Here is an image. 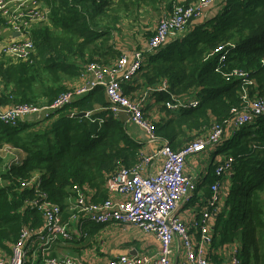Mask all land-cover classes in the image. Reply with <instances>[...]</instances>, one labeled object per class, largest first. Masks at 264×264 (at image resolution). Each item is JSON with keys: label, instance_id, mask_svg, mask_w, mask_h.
<instances>
[{"label": "trees", "instance_id": "16d2710c", "mask_svg": "<svg viewBox=\"0 0 264 264\" xmlns=\"http://www.w3.org/2000/svg\"><path fill=\"white\" fill-rule=\"evenodd\" d=\"M40 1L48 7L50 26L32 28L35 51L31 60L12 61L0 55L2 110L20 103L38 104L42 98L54 102L66 91L63 79L76 78L83 65L95 62L86 55L98 50L96 43L112 40L115 29L99 16L106 15L105 10L117 0ZM134 1L140 6H156L170 0ZM224 5L215 18L201 21L193 30L191 23L182 38L147 55L149 67L144 77L148 86L168 81V101L188 98L192 92L200 96L196 108L155 126L157 135L175 150L208 136L215 126L224 127L226 135L232 128L233 110H244L241 81L227 80L215 71L218 55L207 58L218 46H226L230 52L227 71L249 73L253 81L248 86L250 98L258 89L264 97V0H225ZM116 20L114 17L113 24ZM0 22L8 27L1 16ZM87 108L82 100L76 101L46 118L52 123L46 129H38L39 122L28 119L15 127L0 123V150L9 147L24 154L20 163L10 165L11 160L0 172V250L6 257H12L24 231L37 232L45 226L44 213L39 210L42 204L61 207L64 223L71 225L70 199L76 196L75 186L101 189L118 161L130 165L137 159L138 142L124 124L109 114L99 128L96 120L103 114L93 116ZM82 112L90 116H71ZM175 142L185 144L176 149ZM222 147L231 150L234 169L225 209L216 217L215 240L230 244L242 234L240 258L245 264H264V117L232 131ZM36 175L42 179L39 190L21 187Z\"/></svg>", "mask_w": 264, "mask_h": 264}, {"label": "built area", "instance_id": "2783aa9c", "mask_svg": "<svg viewBox=\"0 0 264 264\" xmlns=\"http://www.w3.org/2000/svg\"><path fill=\"white\" fill-rule=\"evenodd\" d=\"M225 0H184L174 3L172 10L163 15L159 20L152 37L144 49L132 53V59L123 55L117 62L109 67L100 62L83 65L85 74L94 75V81H88L86 85L73 91L61 93L52 103L19 104L9 108V112L0 111V123L17 126L21 121L27 120L34 115L41 114L43 119L55 115L59 110L85 98L97 87H103L110 100L109 111L113 114L127 113L131 122L144 129L150 139H157L154 123L148 122L143 111L144 99L137 101L126 95L123 89L125 83L140 74L146 66V58L170 40L177 39L187 30L192 21L209 18L213 8L221 6L224 9ZM40 0H0V16L7 23L11 33L20 34L19 37L8 40L0 39V55L8 60L29 61L35 51V44L31 39L32 28L38 23L42 24L49 15L48 7ZM218 12V13H219ZM210 18H213L212 16ZM226 46H218L213 49L207 58L219 56L215 71L223 75L227 80H240L243 85L242 112L233 110V116L229 123L232 130L253 124L256 119L264 117V98H250L248 86L253 85L247 71L233 69L227 71L226 62L229 59V51ZM233 48V46H232ZM147 53V54H146ZM85 75H83L84 77ZM168 82L154 87V91L168 92ZM199 101L188 97L173 99L167 103V108L172 110H189L196 108ZM89 117L90 114L87 113ZM225 138V129L215 126L212 133L204 139H197L180 150L170 147L167 142L157 154L149 156L145 162L150 163L154 156L164 157L165 162L156 176H143L137 169L121 168L110 180L109 186L114 193H120L126 197L123 201L113 202L106 200L102 203L93 204L80 187L75 186V202L72 203L71 212L73 224L63 221L61 207L47 203L38 206L45 216V226L42 230L34 232L27 229L21 240L16 243L11 258L0 259V264H81L74 259L65 257L62 260L51 258L54 249L61 241L80 242L86 238L85 226L87 223L95 225L124 224L125 226H137L143 231L154 235L161 244V252L156 264H171L170 257L173 253L174 240L182 242L185 252V264H215L208 258L206 248L213 244L211 235L212 219L223 212L222 181L232 175L234 159L228 156L220 162L215 169V180L210 186V196L205 200L206 211L199 220L193 221L188 226L177 218L176 212L182 202L189 201L196 183L186 175V164L194 154L201 153L209 147L221 146ZM15 152V151H13ZM16 153V152H15ZM23 154L14 155L10 165L22 161ZM42 179L36 175L32 180L23 182L22 188L32 189L41 186ZM33 205L37 203L31 202ZM76 223V226L74 225ZM199 231L198 242L191 236L190 229ZM239 248V247H238ZM234 248L231 254L230 264H243L238 257L240 249ZM148 259H132L122 256L118 261L111 264H149Z\"/></svg>", "mask_w": 264, "mask_h": 264}, {"label": "crops", "instance_id": "0c3cea01", "mask_svg": "<svg viewBox=\"0 0 264 264\" xmlns=\"http://www.w3.org/2000/svg\"><path fill=\"white\" fill-rule=\"evenodd\" d=\"M183 1L184 0H170L168 2L174 5V3ZM163 3L167 2L163 1ZM163 3L156 6L151 5L148 8L143 6L145 7V9H149L148 11L153 13V17H149V19L145 20L141 19L140 28L138 29L139 34L137 38L132 39V37H134L132 36L133 32L130 33L127 28H120L119 30L117 29L116 31H112V40L108 44H103L102 41H98V43H96L98 50L95 49L94 54L86 55L87 58L93 59L96 62H100L109 67L113 66L123 55H128L132 59V53L138 51L139 49H144L149 37L151 36H148L149 34L145 36L142 35V33L145 31L144 21L146 23H148L149 20L153 21L150 30L153 29L152 33H154V29L157 26L159 20L163 17V15L168 13L170 9H172L173 5L171 8H169L165 7L166 4ZM46 8H44L43 4L44 11L47 10ZM221 8V6L213 8L209 18L192 21V27L190 30H193L195 28L194 25L202 23L201 21H205L206 19L209 20L211 16L213 18L218 16V12ZM42 24L50 26L49 19H45ZM184 33H182L181 36H183ZM10 35L11 31L4 27V25L0 22V39H11L12 37ZM181 36L179 38H182ZM145 37H148V39H145ZM147 67H149L148 57L146 58L145 68L140 72L138 76H136L132 80V82L125 83L123 85V89L126 95L129 96L132 100H145L143 103V111L145 112L148 122H150L151 124L154 123V126L156 127L158 124L166 125L168 121H171V119L179 116L180 113H182V111L184 110L177 111L168 109L167 103L173 102V99L168 101V99L166 98L165 94L169 93H160L158 91H154V87H150L147 85L144 77L146 75L145 72L147 70ZM81 73H84L83 68H80L78 76H76V78L63 79L62 83L66 88L65 92L73 91L76 88L83 87L88 81H94V75H86L85 73L83 74L85 75L83 77ZM192 93L193 94L191 96L189 95L190 97L195 98L196 100L200 98L199 93ZM253 97L263 96L258 89L254 90ZM41 100L43 103H48V100L45 98H42ZM81 100L83 101L84 105L87 104L88 111H95L103 114L96 120L99 128H101L105 123V117L111 114L113 116V119H118V121H121L124 124L131 138L138 142L140 149L137 155V159L133 164L126 165L122 161H118L116 168L107 174L104 185L101 186V189L91 188L88 186H84L83 189L81 188L88 197V201L93 204L102 203L106 200H111L116 203L118 201H123L126 199L125 196L120 193H114L111 191V188L109 186L110 180L115 177V175L120 171L121 168H129L132 170L137 169L143 176L153 177L158 175L165 162L164 157L158 154L154 156L153 160L148 164L145 162V159L149 156L153 157V155L157 154L161 149H163L164 143L168 141L163 140L162 137L157 135L156 127V135L158 138L155 140H151L144 129L131 122V117L129 114H113L111 111H109L110 100L103 87L95 88L94 91L90 92L89 95H87L83 99H80V101ZM103 102L106 104L105 106L102 104ZM1 110L2 109H0V111ZM75 111H77V109H75ZM28 120L39 122L37 126L38 129H46L52 124L50 121L43 119L41 114L34 115ZM232 131V128H229L227 130V133L225 135L226 139L232 135ZM192 134V136H197L196 132H193ZM200 138L204 139L205 137ZM225 138L224 140H226ZM185 142H175V144H177L176 149H180L181 146L185 144ZM212 147L213 148L209 147V149L201 153L194 154L188 159L186 164V175L192 178L197 185L190 200L182 202L181 206L176 212V215L179 220L190 227L192 226L193 221L199 220L202 214L206 211L207 205L205 203V200L209 197L211 183L216 178V166H218L220 162L227 159L228 156H231L229 154V151L227 152L224 147H222V145ZM16 154L22 155L23 152L16 151ZM230 177L222 181L223 186L221 202L223 203V209H225V198L229 193L231 185ZM70 200H72L71 203L75 202V198ZM211 221V235L213 238V244L206 248L208 258L215 264H230L231 254L233 253L234 248L239 247L238 249H240V253L238 257L240 258L243 246L242 239H240L239 237L237 240L230 242V244H220L215 240V237H217V221L215 218H213ZM74 225L76 226V223H74ZM189 231L191 233V236L198 242L199 231L193 227ZM85 232L87 236L84 243H61L54 249L53 254L49 255V257L58 258V260L69 257L74 259L76 262H80L81 264H111V262L113 261H118L120 257L126 256L132 259L145 258L150 260L149 264H156L161 252V244L159 241H157L156 237L150 233L143 231L137 226H125L124 224L118 223L109 225H95L92 223H87V225L85 226ZM5 257L6 252L0 250V259L8 258ZM240 259L242 263L245 264L242 258ZM170 260L171 264L186 263L184 247L182 242L178 239L174 240L173 253L170 257Z\"/></svg>", "mask_w": 264, "mask_h": 264}, {"label": "rangeland", "instance_id": "374dc122", "mask_svg": "<svg viewBox=\"0 0 264 264\" xmlns=\"http://www.w3.org/2000/svg\"><path fill=\"white\" fill-rule=\"evenodd\" d=\"M116 2H117V4L112 5L110 8H107L105 10L106 15L101 14L99 16V18L101 20H105L106 24L113 26L115 31L117 29L119 30L120 28H127V30L130 33L133 32L132 36H134V37H132V39L137 38L138 34H139L138 29L140 28L141 19L145 20V19H149V17H153V13L148 11L149 9H145V7L148 8L151 5L143 7V6H140L139 4H137L134 0H123L122 2L117 0ZM168 4H169V2L167 1V4L165 7H168ZM114 17L118 19V21L116 20L118 25L113 24L112 21L114 20ZM44 21H45V19H44ZM152 22L153 21H151V20H149L148 23H146L144 21L145 31L142 33L143 36H145L147 34H149L148 36H150L153 34L152 33L153 29L150 30V28L152 27V24H153ZM145 39H148V37H145ZM31 58H32V55H31ZM31 58H30V60H31ZM38 103H40V100L38 101ZM9 108L10 107L5 108L2 111L5 112V111L9 110ZM0 109H1V106H0ZM7 112H9V111H7ZM92 112H93L92 113L93 116H94V114L99 113V112H95V111H92ZM100 114H102V113H100ZM93 127H95V126H93ZM230 151L231 150H229V152ZM14 155H16V153L11 151L9 149V147H4L3 150H0V158H2V163L0 164V172L3 171V168L6 166V164L14 158ZM240 239H242V234L240 236ZM71 242L72 241H61L58 244L59 245L61 243L62 244H65V243L70 244ZM84 242H85V239L80 241V243H84Z\"/></svg>", "mask_w": 264, "mask_h": 264}, {"label": "water", "instance_id": "95a60500", "mask_svg": "<svg viewBox=\"0 0 264 264\" xmlns=\"http://www.w3.org/2000/svg\"><path fill=\"white\" fill-rule=\"evenodd\" d=\"M20 34H16V33H11V37L15 38V37H19ZM72 117H83V116H86V113L85 112H82V113H79L77 115H71Z\"/></svg>", "mask_w": 264, "mask_h": 264}]
</instances>
